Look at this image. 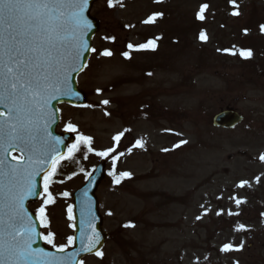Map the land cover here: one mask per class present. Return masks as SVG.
<instances>
[{"label": "rangeland", "instance_id": "374dc122", "mask_svg": "<svg viewBox=\"0 0 264 264\" xmlns=\"http://www.w3.org/2000/svg\"><path fill=\"white\" fill-rule=\"evenodd\" d=\"M235 2L238 8L229 0L92 5L99 28L92 41L96 51L78 78L89 102L83 109L60 107L57 131L71 123L74 136L91 137L96 151L112 147L116 134L124 135L108 158L89 153L77 176L65 180L71 173L60 169L58 177H66L52 178L49 191L56 202L46 206L49 227H42L43 235L51 231L57 245H67L73 233L70 194L106 161L108 178L96 194L109 238L102 256L83 264H264V163L259 159L264 153V0ZM204 4L205 18L199 20ZM233 11L240 14L232 16ZM155 14L162 15L144 23ZM202 32L206 40L200 39ZM147 39L158 41L155 51L128 48ZM255 40L250 59L230 54ZM105 50L112 55H100ZM144 104L148 108L140 112ZM227 106L244 123L213 129L211 118ZM137 140L142 148L135 146ZM181 141L187 143L175 148ZM125 171L131 178L114 185L115 176ZM241 181L251 186L237 187ZM232 197L246 203L237 207ZM44 199L30 206L35 214ZM240 225L245 230L237 231ZM224 244L243 248L226 253Z\"/></svg>", "mask_w": 264, "mask_h": 264}, {"label": "snow or ice", "instance_id": "6c2138e0", "mask_svg": "<svg viewBox=\"0 0 264 264\" xmlns=\"http://www.w3.org/2000/svg\"><path fill=\"white\" fill-rule=\"evenodd\" d=\"M157 3L162 0H156ZM114 0H108V6L113 7ZM229 3L238 8L235 0ZM89 0H0V106L7 109V116L0 112V151L4 156L9 155L8 149L19 150L27 153V159L21 158L16 164H10L4 169V161L0 159V177L6 179L7 185L4 188L0 182V264H35L37 260L41 264H71L75 254L69 256H53L43 250H32L34 242V229L31 223H26L30 219L24 210V200L28 196L46 197L41 207L37 209V217L41 227H49L48 217L45 208L48 204L56 202L55 196L49 191L50 184L54 182L52 178L57 175L58 167L62 160L73 161L75 154L81 152L80 144L87 146V151L101 158H108L116 152V148L124 133H118L113 137L114 145L104 151H96L92 145V138L78 135L77 143L71 145L67 155L55 156L56 145L61 141L50 138L45 124L44 135L40 134L39 122L41 120L50 121L53 117L48 112L49 101L57 94L68 89L69 74L77 70L76 61L80 59L81 53L89 49L85 36L91 30V23L86 16L88 12ZM208 8L207 4L201 6L197 19L203 20V13ZM238 16V11L230 13ZM155 14L144 23H152ZM264 31V25L261 26ZM246 34V33H245ZM113 39L114 38H108ZM201 40H206V35L200 34ZM151 46L155 50V41L150 40L146 44L135 46L136 50H145ZM129 49L134 46L129 44ZM243 59H250L252 51L238 50ZM230 54L236 55L237 51ZM105 57H110L112 52L105 50L100 53ZM125 58H130L129 53H123ZM70 91V89H68ZM103 105H108V100L101 101ZM87 106V105H86ZM106 115L108 113H105ZM66 132H76L77 129L71 123L66 128ZM125 131H128L127 129ZM177 135H180L177 133ZM181 141L174 145L179 148ZM136 147H143V141L137 140ZM131 150H129L130 152ZM169 151V149H163ZM123 155V153L119 154ZM119 155L112 157L113 171L108 173L114 175L115 164ZM86 160L88 157L84 155ZM13 159H16L13 157ZM264 163V153L259 156ZM51 162L49 171L45 164ZM43 171L42 194L35 191L37 176ZM95 171V169H93ZM87 175V174H86ZM69 179L72 177L69 176ZM122 178H131L130 172H120L115 176V183H120ZM259 182L260 177L256 178ZM249 185L248 181H241L237 187L243 188ZM64 197L69 194L62 193ZM236 206L246 203L242 199L232 197ZM88 214L92 215L91 206L87 208ZM68 219L74 220L73 209H67ZM207 214V213H205ZM221 213H217L220 215ZM239 215L231 213L229 215ZM108 215H112L111 212ZM6 217V219H4ZM201 217H197L200 219ZM83 219L81 227H83ZM91 228V236L82 234L81 243L88 241L87 251L91 252L92 247L99 243V233L94 227V217L87 221ZM69 227L75 228L74 224ZM125 227H134L132 224ZM237 231L245 230L243 225L238 226ZM43 240L55 248L57 252L63 253L67 246L74 244L75 236L67 238V245H57L55 234L48 231L42 236ZM243 244L234 248L231 244H224L222 252L240 251ZM96 256H102V252L96 251ZM80 264H83L81 261Z\"/></svg>", "mask_w": 264, "mask_h": 264}, {"label": "water", "instance_id": "95a60500", "mask_svg": "<svg viewBox=\"0 0 264 264\" xmlns=\"http://www.w3.org/2000/svg\"><path fill=\"white\" fill-rule=\"evenodd\" d=\"M98 0H89V5H88V12L86 13V16L88 17L89 22L91 23L92 27L91 30L87 32L85 36V41L87 42L89 49H91V40L94 36V34L97 32L98 29V22L95 21L93 18L91 19L89 16V12L91 9V6L94 2ZM91 50H85L81 53V57L79 60L76 61V68L77 70L72 71L69 74V84H68V89H65L61 93H57L50 101H49V106H48V112L52 114V119L50 121L46 120H41L39 122V130L40 134L44 135V128L45 124H47V133L50 134V138H55L61 141L60 144L56 145L57 151L54 154L55 156H61L64 155L65 152V147L69 144H72L73 138L68 134H62L58 135L55 133V127L58 123V111L56 109V106L58 104H63L67 103L71 107H80L86 104V97H84L83 93L78 90L76 86V78L77 75L83 70L85 67V63L87 62L88 58L90 57ZM0 112H3L5 116H7V109L3 106H0ZM0 119H3V117H0ZM242 121V117L238 115V113L233 112L231 110L226 109V111L221 112L219 114H216L212 120L211 123L214 128H222V129H230L238 124H240ZM9 155L4 156L3 152L0 151V159L4 161V169H7V166L10 164H16L17 160L11 159V153L15 152L20 154V156L23 159H27V153L25 152H20L19 150L15 149H8ZM45 167L49 170L51 167V162H48L45 164ZM95 171H93L92 175H90L87 180L85 181V185L82 186L78 191L72 194V202H73V215H74V236H75V241L73 244V247L71 248L70 251H65L63 253L57 252V251H51V250H46L43 247L42 244V239H40V229L38 222L36 218L29 212L27 206V203H32L35 202L36 199H38L37 196H28L24 200V210L27 213V216L30 218L26 220V223H31L34 232V242L32 244V250L38 251V250H43L45 253H51L53 256H69L72 257L73 254H75L74 259L71 260V264H79L80 260L83 256H88L95 254L96 251L101 250L102 245L107 238V236L102 232V226H101V217L98 215V204L97 200L95 198L94 192L100 185V181L104 178V163H100L98 166H96ZM43 176V171L41 172L40 176H37L35 178L36 180V185H35V191L40 193L41 192V178ZM0 182H2L4 188L6 189L7 181L6 179L0 177ZM0 196H2V193H0ZM91 206L92 210V215L90 216L88 214L87 208L88 206ZM94 217V227L96 229V232L99 233L100 239L99 243L95 244L92 247V251L89 252L87 251L88 247V241L85 240L84 243H81V236L84 234L86 237L91 236L92 231L91 228L89 227L87 221L92 219ZM6 219V217H4ZM84 221L83 227H81V221ZM4 257H0V260H3ZM35 264H41V261L37 260Z\"/></svg>", "mask_w": 264, "mask_h": 264}, {"label": "trees", "instance_id": "16d2710c", "mask_svg": "<svg viewBox=\"0 0 264 264\" xmlns=\"http://www.w3.org/2000/svg\"><path fill=\"white\" fill-rule=\"evenodd\" d=\"M117 3H119L121 0H115ZM256 45V42L254 43H251V46H255ZM84 155H87V152L84 150V147H81V152H77L75 154V159L73 161H68L67 160V164H66V167L63 168V171H65L66 169L68 170H73V172L75 170H77L81 165H85V162L84 161V158L83 156Z\"/></svg>", "mask_w": 264, "mask_h": 264}]
</instances>
